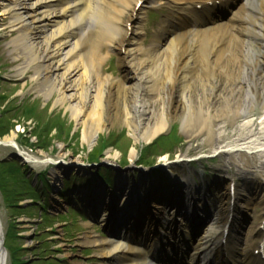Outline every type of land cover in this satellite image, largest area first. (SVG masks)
Listing matches in <instances>:
<instances>
[{"label":"bare ground","instance_id":"bare-ground-1","mask_svg":"<svg viewBox=\"0 0 264 264\" xmlns=\"http://www.w3.org/2000/svg\"><path fill=\"white\" fill-rule=\"evenodd\" d=\"M88 1L87 5L85 0H0L1 13L10 15L11 26L19 33L14 42L31 51L26 59L30 67H22L18 74L32 69L34 89L47 96L57 93L58 102L69 108L81 127L85 143L91 145L99 132L112 126L127 128L134 139L128 163L132 166L126 170L108 168L115 182L104 177L99 168L87 169L83 160H46L62 163L55 164L56 183L62 177L59 167L65 169V175L74 172L81 179L92 174L81 199L91 216L98 217L108 230L99 234L85 220L87 230L78 237L80 245L94 248L99 259L95 264H154L122 237L132 235L154 246L158 241L153 228L169 222L183 207L190 209L196 204L200 211L211 212L210 223L194 239L197 242L188 264H203V259L197 258L210 245L217 264H222L221 256L230 244L235 247L232 257L239 264L254 263L249 243L258 230L246 221L251 207L264 209V0H248L229 21L203 19L197 27L184 19L197 16L199 12L190 5L204 0H159L177 6L182 17L176 20L180 23L175 30L162 25L148 47L141 41L143 13L157 0ZM211 1L214 7L210 12L227 9L234 2ZM172 16L176 18L177 13ZM175 18L170 20L171 26ZM85 37L90 42L86 50L82 45ZM101 46L107 53H102ZM116 49L119 63L127 68L119 76L104 74L102 66ZM173 118L179 119L187 139L204 136L203 143L209 147L204 157L193 159L197 161L194 166L186 158L179 161L181 155L178 161L164 157L155 168L135 163L139 144L147 143L143 145L146 149L163 134L168 137ZM241 119L239 129L250 131L240 133L231 144L215 147L222 137L217 133L219 121L227 126ZM243 133L254 134L246 138ZM0 141L19 148L15 131ZM21 151L24 163L41 162ZM107 154L118 156L111 151ZM221 154L228 159L227 167L241 162L242 185L223 179L219 165L215 166L217 172L206 168L213 167L209 155ZM210 196L216 203L206 202ZM0 223L4 235L1 218ZM178 223L185 234L163 233L182 244L186 240L179 238L192 239L191 231L198 227L182 218ZM261 226L264 231V222ZM132 227L137 232H130ZM4 248L0 264L8 260L5 236Z\"/></svg>","mask_w":264,"mask_h":264},{"label":"rangeland","instance_id":"rangeland-1","mask_svg":"<svg viewBox=\"0 0 264 264\" xmlns=\"http://www.w3.org/2000/svg\"><path fill=\"white\" fill-rule=\"evenodd\" d=\"M156 5L149 9L153 13L146 10L143 19L145 30L141 41L146 47L149 46L154 34L158 33L159 25L174 9L173 6L164 3ZM164 22L166 23V20ZM18 34L11 26L10 15L0 11V138L15 131L19 147L41 160L39 164L30 168L16 155V146L0 145V218L8 252L7 264L98 263L94 248L80 245L78 237L87 230L83 227V220L88 219L82 214L84 211L73 210V196L69 195L78 189L81 193L86 192L92 181V174L89 177L82 176L81 179L74 172H67L65 175V169L59 167L60 175L64 177L65 182L61 189L60 187L55 189L52 185L56 183L53 180V173L58 167L46 160L55 159L64 163L70 159L88 160L89 157H99L106 164L121 168V163L126 162L128 165L131 162L129 154L134 139L127 128L112 126L99 132L91 145L85 143L82 140L81 127L71 117L69 108L58 102L57 93L53 91L47 96L41 93L39 88L34 89L32 69H28L25 74H18L22 67L29 66L26 59L31 52L20 42H14ZM82 45L85 47L84 50L88 49L89 38L82 39ZM101 48L103 54L107 53L106 47ZM117 51V49L112 51L103 64L104 74L119 76L127 68L119 63ZM219 123L224 127L218 124L217 133L222 134V137L218 138L215 147L232 143L240 137V133L250 131L239 129L242 119L235 125L225 126V123L221 121ZM169 127L172 133L168 137L155 140L149 150H143V145L147 143L140 142L135 163L140 162L142 153L146 159L158 162L164 157L176 160L179 155L200 157L208 152L209 147L203 143L204 136L187 139L178 118L171 119ZM254 133L242 135L247 138ZM108 151L112 154L117 153L118 156L110 157ZM210 160L213 167L206 166L208 170L217 172L216 167L219 165L222 168L220 170L222 178L227 180L234 178L236 182L243 183L242 174L239 173L243 167L241 162L236 161L234 165L227 167L228 159L224 154ZM106 166L99 164L100 172L115 182L113 171L108 169L110 166ZM36 171L46 172L44 175L46 179ZM69 174L71 177H68ZM42 181L46 186H42ZM77 200L80 199L76 198L74 202ZM209 200L211 202V199ZM263 212L262 206L253 207L250 211L252 218L249 226L256 223L258 226L262 221ZM92 227L97 233H101L100 224L98 228L94 224ZM64 252H67V255L63 254Z\"/></svg>","mask_w":264,"mask_h":264},{"label":"water","instance_id":"water-1","mask_svg":"<svg viewBox=\"0 0 264 264\" xmlns=\"http://www.w3.org/2000/svg\"><path fill=\"white\" fill-rule=\"evenodd\" d=\"M2 249L5 250V248H4V240H3V236H2V230H1V224H0V251Z\"/></svg>","mask_w":264,"mask_h":264},{"label":"trees","instance_id":"trees-1","mask_svg":"<svg viewBox=\"0 0 264 264\" xmlns=\"http://www.w3.org/2000/svg\"><path fill=\"white\" fill-rule=\"evenodd\" d=\"M91 158H96V157H91ZM141 162L144 163V164H146V163H149L150 160L146 159V157L143 156Z\"/></svg>","mask_w":264,"mask_h":264}]
</instances>
